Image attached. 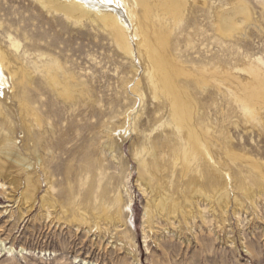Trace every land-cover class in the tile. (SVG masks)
Returning <instances> with one entry per match:
<instances>
[{"label":"rangeland","instance_id":"1","mask_svg":"<svg viewBox=\"0 0 264 264\" xmlns=\"http://www.w3.org/2000/svg\"><path fill=\"white\" fill-rule=\"evenodd\" d=\"M186 1L182 17L150 19L145 35L157 51L154 33L169 34L175 98L149 86L137 20L128 55L96 20L0 0V50L12 63L1 71L0 149L10 139L29 166L0 160V264H264V98H250L264 87V0ZM226 15L233 33L220 27ZM172 100L183 104L178 126ZM193 118L208 165L181 140ZM152 144L163 161L148 176Z\"/></svg>","mask_w":264,"mask_h":264},{"label":"bare ground","instance_id":"2","mask_svg":"<svg viewBox=\"0 0 264 264\" xmlns=\"http://www.w3.org/2000/svg\"><path fill=\"white\" fill-rule=\"evenodd\" d=\"M38 1L42 7L47 8L49 11L52 10L56 13H61L67 19H72V21H73V19L79 20L80 18H87V19H90L92 22H95V20H96L99 23H101L102 25H104L105 27H109L112 31L111 35H113L117 47L119 49H121L125 54H128V55L131 53L130 52L131 48H130V44H129L128 36H127V33H128L127 27H129L131 25V22H133L132 21L133 19L137 20V22L141 26V29H140L141 32L140 33H142V35H143L142 39L144 40L142 47H144L147 59L151 63V71L149 72V76H148L149 86L154 90L155 93L158 92V89H161L162 92H165V94L167 96H170V95L174 96V94H173L174 88L172 86V81H173L172 75L174 74L175 70H177V66H176V64H174L175 62L173 63L172 58L170 57V53H169V49H170L169 44L170 43H169V38H168L169 34L166 35V32H165V35L164 34L163 35H161V34L156 35L154 33V35H155V37H157V39H161L159 42L160 48L157 51H155V48H149L148 47L147 41L149 39L145 35H147L146 34L147 33V25H148V21L150 19L157 18L159 20H162V18L172 16V15H176V14L182 17L184 14V10L186 8V4H187L186 0H38ZM237 10H238L237 13H240V14H246L247 13L246 9L238 8ZM226 14L229 16V13H226ZM224 15H222V17ZM227 15H226V17L229 19V17ZM181 17H179V18H181ZM222 17H220V20L223 19L222 21H224L223 22L224 25L220 24V27L223 26L222 28L226 29L227 34L233 33L232 31L234 28L231 27L229 24L231 19H229V21H226ZM162 26H164V25H162ZM110 29H109V31H110ZM169 31L167 33H169ZM154 32H157V31H154ZM161 45H163V46L161 47ZM12 46L15 47L16 45L13 44ZM10 59L11 58L7 54H5L4 52H2L0 50V90H1V87L3 86V83H4V77H3V73L1 71H3L2 69H5V71H7L11 68L12 63H11ZM183 70H181V71H183ZM10 72H12V71H10ZM183 72L185 73L186 71L184 70ZM13 73H14V75L16 74V72H13ZM203 76H204V74H203ZM10 77H12V75H10ZM26 77H27V74H26ZM24 78H25V76H24V73L22 72V75H20L17 82L20 85H22L23 80H25ZM258 78L259 77H257V80H258ZM25 82H26V80H25ZM56 82H57L56 79L52 78V80L50 82V87L54 88ZM197 82H198V84H199V82L201 84V82H206V81L204 79L202 81L197 79ZM18 83H17V85H19ZM14 84H15V82H14ZM256 84H259V83L256 82ZM65 85H64V87L61 88L60 92H63L64 94L70 93L72 96V94H74V93H72L73 90L72 91L69 90L68 88H70V87L67 88V86H65ZM251 86H253V85H251ZM260 86L261 85H259V87L251 88V91H250L251 97L250 98H256V99H260V100L264 98V90H263L264 87L261 89ZM20 92H22V91H20ZM81 95H82V93H81ZM174 97L176 98V95ZM181 105H183V104L179 103L178 100H172L171 101V111L174 114L173 121H174L175 126H178L176 113L177 112L179 113L178 109L182 108ZM246 108H247V106H245V109ZM176 110H177V112H176ZM194 117H195V115H194ZM182 119H183V116H182ZM201 120H202V118L197 119V120L194 119V121L191 120V123L189 124V126H186L185 134L183 136L181 135L182 136L181 140L186 139V144H187V146L189 145L190 147H191V143L194 142L197 145V148L202 155V160L204 161V163L206 165H208V161L206 159H210V154L208 153L207 148L202 149L204 147V144H203V141L198 136L197 130H196V127L200 126ZM37 121L39 123V119H37ZM185 122H186V120H185ZM177 129H179V127H177ZM200 129H201V127H200ZM203 129H204V126H203ZM9 141H11V140L6 138L5 139L6 144L3 146L2 149H0V151H1L0 160L5 159L7 161H12L16 164H19L22 170L28 169L29 166H27L19 158L17 152H15V150L12 149L11 144H9ZM152 145L150 146V149L146 154L150 160L149 161L150 163L147 165V164H145V162H143V166L146 165V167H147L146 172H147L148 176H154V174L161 172L160 163L163 161V157H161V155H159V153L156 151V150H160L163 146L158 145V144H152ZM182 151H183V156L185 158L186 157L185 149H183ZM213 159H215V158H213ZM245 163L252 164L249 161L245 162ZM213 164H215V163H213ZM217 165L215 166L217 168V170L216 171L213 170V174H216L217 176H222L221 172H219V170H218L219 165L218 166ZM256 168H257V166H256ZM187 172H188V170L186 172H184L183 174L186 176ZM189 176H192V175H189ZM204 176H212V175H210L209 173H206V174H204ZM144 180H145V178H144ZM191 180L192 179H190V181ZM206 183H209L208 179H206ZM146 185L148 187L150 186V180L147 181ZM70 192L72 193L73 190L71 189ZM34 194H35L34 192L33 193L29 192L27 195L28 201L29 200L31 201L30 204H32L34 202V199H35ZM72 194H74V192ZM106 194H107L106 191H103V193L101 194L100 200H102L101 201L102 206L106 205V202H105V200H106L105 195ZM91 198H92L91 190L88 189L85 192H83L82 199L80 200V202L77 203L74 199L71 200V203H70L71 211H75V212L79 211L81 208H83L85 206L86 203H88L89 200H91ZM24 199H26V198H24ZM26 201L27 200H25V202ZM102 212H103V216H104V214H107L105 212V210H102ZM146 213H145V215H146ZM47 214L50 215L48 212H47ZM97 218L99 219L98 216L95 217V219H97ZM108 219H109V217L106 216L105 220H108ZM148 219L149 218H148V213H147L146 223H149Z\"/></svg>","mask_w":264,"mask_h":264}]
</instances>
